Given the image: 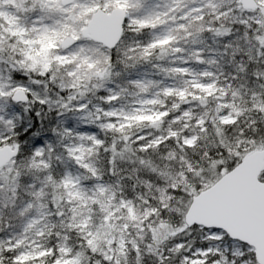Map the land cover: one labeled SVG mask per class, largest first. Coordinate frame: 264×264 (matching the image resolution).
<instances>
[{
  "label": "snow or ice",
  "instance_id": "1",
  "mask_svg": "<svg viewBox=\"0 0 264 264\" xmlns=\"http://www.w3.org/2000/svg\"><path fill=\"white\" fill-rule=\"evenodd\" d=\"M0 264H264V0H0Z\"/></svg>",
  "mask_w": 264,
  "mask_h": 264
}]
</instances>
